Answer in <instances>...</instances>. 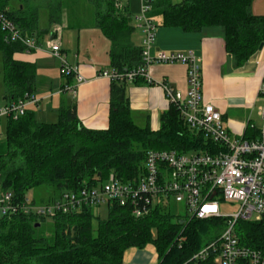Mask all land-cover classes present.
<instances>
[{
  "label": "trees",
  "instance_id": "1",
  "mask_svg": "<svg viewBox=\"0 0 264 264\" xmlns=\"http://www.w3.org/2000/svg\"><path fill=\"white\" fill-rule=\"evenodd\" d=\"M11 1H18V6L10 9ZM93 1L96 24L112 41V66L122 71L141 65L143 47L131 40L134 27L129 7H116L109 0ZM254 1L153 0L152 14L162 15L164 25L188 32L223 27L226 50L241 64L264 43V15L252 12ZM48 4L51 19L57 20L59 7ZM41 6L38 0H0V9L28 36L40 37L45 32L39 31ZM5 37L0 28L4 100L10 104L34 93L36 66L17 60L15 54L27 48L20 41L7 43ZM125 82L113 80L106 129L84 126L75 106L69 104L61 107L53 122L39 121L33 110L19 118L8 117L0 140V194L11 190L23 199L28 190L49 185L52 195L48 201H52L63 192L103 183L111 173L124 183H135L152 149L220 150L203 132L187 125L174 103L162 113L159 129L138 125ZM108 206L106 219L92 207L59 214L51 223L48 217L25 214L0 217V264H124L126 250L148 244L156 247L157 264H192L193 255L217 240L226 225L222 217L173 214L170 205L162 203L140 217L132 213V205L110 201ZM238 225L241 242L264 252V218L239 220Z\"/></svg>",
  "mask_w": 264,
  "mask_h": 264
},
{
  "label": "built area",
  "instance_id": "2",
  "mask_svg": "<svg viewBox=\"0 0 264 264\" xmlns=\"http://www.w3.org/2000/svg\"><path fill=\"white\" fill-rule=\"evenodd\" d=\"M117 7H123L130 0H110ZM153 0H141V9L134 15L136 27L143 33L142 64L122 71L103 70L101 75L112 80L132 82L143 79L156 81L148 67L152 63H183L187 67L189 88L184 96L168 84L161 82L170 103L178 106L181 117L194 130L203 132L221 148L216 153L152 149L147 152L145 168L135 183H124L111 173L107 180L95 186L66 191L49 202L37 203L28 195L23 199L8 190L0 194V217L18 214L39 218H52L59 214L80 211L101 203L117 201L121 205H132L137 217L146 215L158 203L184 204L187 216L192 218L222 217L226 225L217 240L197 251L191 258L192 264H264V252L241 242L236 229L239 220L259 221L264 218V123L259 137L236 138L224 125L222 113L203 99V74L201 59L193 52L151 50L156 42V22L152 16ZM0 28L6 33V42L20 41L27 50L39 49L42 45L24 34L8 15L0 9ZM56 29L46 46L51 54L62 62L65 75H77L78 83L85 77L71 66L62 53V44ZM261 104L259 114L264 121V74L258 92ZM35 98L6 104L0 108V120L4 117L19 118L27 111L28 104ZM237 202L239 210L224 215L220 201Z\"/></svg>",
  "mask_w": 264,
  "mask_h": 264
},
{
  "label": "crops",
  "instance_id": "3",
  "mask_svg": "<svg viewBox=\"0 0 264 264\" xmlns=\"http://www.w3.org/2000/svg\"><path fill=\"white\" fill-rule=\"evenodd\" d=\"M38 1L47 9L51 25L43 36L49 34L48 41L53 35L56 36L58 33L56 29L60 28L63 56L71 66L77 68L78 73L85 77V81L78 83L76 74L71 76L63 74L61 60L51 54L46 46L47 41H42L43 36H31L42 47L15 54L17 60L34 63L36 66V88L31 95L35 101L28 104L27 111H35L39 121L53 122L58 119L61 107L69 104L75 106L76 113L84 126L90 129L108 128L113 80L100 73L103 70L116 68L112 66V41L96 24L94 1L89 0L88 3L94 5V12L90 14L80 12L77 15L72 13L71 9L76 6L79 8L83 1H88ZM48 1L59 7L56 13L57 20L51 19ZM132 2L134 9L138 8V1L130 0L125 5L130 11ZM18 4V1H11L9 8L14 9ZM252 12L256 15H264V0H255L252 4ZM132 13L131 11L133 17ZM85 15H89L87 20L89 22L80 20ZM152 16L154 19L159 18L152 54L155 55L160 50L169 53L193 52L201 59L203 99L222 113L224 125L231 136L248 139L259 137L263 125L258 126L253 115L258 103L261 104L258 92L264 74V46L249 60L240 64L226 50L223 27L213 26L188 32L179 27L164 25L162 15L152 14ZM74 19L78 22H73ZM132 25L134 31L131 40L137 45H142L143 33L136 27L134 17ZM148 70L155 83L141 79L125 82L124 87L135 122L140 126H150L153 130H157L161 125L162 113L169 110L171 105L161 82L186 96L189 88L187 67L183 63H152ZM43 117L44 120L41 119ZM7 119L8 117L2 118L0 123L6 122ZM5 129L6 126L4 131L0 132V140L4 139ZM172 202L166 205H171ZM186 217H188L187 213ZM157 263L158 253L153 244H148L144 248L131 247L124 254V264Z\"/></svg>",
  "mask_w": 264,
  "mask_h": 264
},
{
  "label": "rangeland",
  "instance_id": "4",
  "mask_svg": "<svg viewBox=\"0 0 264 264\" xmlns=\"http://www.w3.org/2000/svg\"><path fill=\"white\" fill-rule=\"evenodd\" d=\"M88 2L83 1L82 6H80L79 8H77V6L75 8H72V13L74 14H78V13H85V14H90L91 12H94V5L93 4H88L90 3L89 0H86ZM138 1V8L134 9V4L133 2L131 3L132 5V14L136 15L137 13H139L140 9H141V0H137ZM175 1H181V0H175ZM71 13V14H72ZM89 15H85L83 18H81L80 20L82 22H89L88 20ZM156 21V24H158V20L159 18L156 17V19H154ZM77 21V19H74L73 22ZM78 22V21H77ZM51 28L50 25V21H49V14L47 9L44 6H41L39 9V31H47ZM140 31V30H139ZM142 32V31H140ZM42 38V41H47V39L49 38V34H45ZM4 82H3V57H2V53H0V108L4 107L6 105L5 100L3 98V91H4ZM260 103H258L255 111H254V115H253V119L256 122V124L258 126H262L263 125V121L260 118V116L258 115V106ZM28 109V107H27ZM42 120H44L45 118H41ZM6 126V122L3 121L0 123V132L4 131V128ZM0 139H1V134H0ZM27 195L35 200L37 203H40L42 200H46L47 202H49L48 200H51L49 197L52 195V187L49 185H42L39 187H35L32 188L30 190L27 191ZM109 203H101L98 206L94 207V213L98 216H100L102 219H106L109 215ZM170 211L173 214L182 216V217H186V210H185V206L184 204L181 203H177V202H172L170 207H169ZM220 210L221 213L224 215H231L233 213H236L239 210V204L237 202H232V201H228V200H221L220 201ZM52 219L48 218V222L51 223ZM239 225H237L236 229L238 230Z\"/></svg>",
  "mask_w": 264,
  "mask_h": 264
},
{
  "label": "water",
  "instance_id": "5",
  "mask_svg": "<svg viewBox=\"0 0 264 264\" xmlns=\"http://www.w3.org/2000/svg\"><path fill=\"white\" fill-rule=\"evenodd\" d=\"M263 46H264V43L261 44L260 49L263 48Z\"/></svg>",
  "mask_w": 264,
  "mask_h": 264
}]
</instances>
